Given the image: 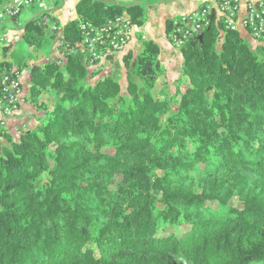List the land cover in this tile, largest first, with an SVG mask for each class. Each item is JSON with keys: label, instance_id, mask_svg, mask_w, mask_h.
<instances>
[{"label": "trees", "instance_id": "1", "mask_svg": "<svg viewBox=\"0 0 264 264\" xmlns=\"http://www.w3.org/2000/svg\"><path fill=\"white\" fill-rule=\"evenodd\" d=\"M124 12L146 19L140 3L79 0L51 34L48 11L20 27L35 50L59 33L58 53L29 68L34 125L0 127V264H264V37L213 12L179 47L173 92L154 94L152 40L122 55L124 85L68 52L81 21ZM10 45L0 76L25 66Z\"/></svg>", "mask_w": 264, "mask_h": 264}, {"label": "built area", "instance_id": "2", "mask_svg": "<svg viewBox=\"0 0 264 264\" xmlns=\"http://www.w3.org/2000/svg\"><path fill=\"white\" fill-rule=\"evenodd\" d=\"M33 6L45 7L44 0H8L0 6V21ZM213 12L220 16L227 30H245L256 41L264 37V0L244 4L239 0H215L171 18L167 32L171 44L179 48L200 33L209 25ZM79 31V42L69 47L68 52L79 54L90 65L105 63L110 56L127 50L134 37L141 34L139 26L133 24L125 12L103 25L81 21ZM141 38L145 39V35L141 34ZM24 95L19 72L0 76V113L3 117L12 116L19 110Z\"/></svg>", "mask_w": 264, "mask_h": 264}, {"label": "crops", "instance_id": "3", "mask_svg": "<svg viewBox=\"0 0 264 264\" xmlns=\"http://www.w3.org/2000/svg\"><path fill=\"white\" fill-rule=\"evenodd\" d=\"M79 0H44L45 7L33 6L23 9L16 17L15 22L9 19L0 21V30H6L8 32V38L6 44H12L16 41L19 36L22 37V30L20 27L28 20L37 16L42 11H48V15L45 16L46 23L48 26L58 23L62 25L76 17L75 5ZM123 4H134L140 3L145 8L146 19L143 24L139 26V30L146 35L147 40L156 42L160 48L159 60L163 69V72L159 78L158 83L154 86L157 87L158 92L160 90L171 91L172 82L179 76L181 55L178 51L174 50L165 34L166 22L171 18L187 13L200 8L202 5L214 2L215 0H117ZM241 4L248 1L255 0H239ZM1 6V5H0ZM50 25H49V24ZM240 32L252 42L251 35L245 31ZM16 33V34H15ZM15 34V36H14ZM5 40V38L0 37ZM139 41H133L132 47ZM130 45V46H131ZM137 46V45H136ZM2 48H0V58L3 57ZM8 59V58H7ZM34 109L33 107L24 100L19 110L12 116L3 117L0 113V124L3 127L9 129L18 128L21 124H26L28 121L34 120ZM31 119V120H30Z\"/></svg>", "mask_w": 264, "mask_h": 264}, {"label": "rangeland", "instance_id": "4", "mask_svg": "<svg viewBox=\"0 0 264 264\" xmlns=\"http://www.w3.org/2000/svg\"><path fill=\"white\" fill-rule=\"evenodd\" d=\"M47 1H51V0H46ZM44 21L46 22V18H43ZM51 23V26H48L47 29V33H52L53 31H55L54 29V24H52V21L49 22ZM48 23V24H49ZM50 25V24H49ZM167 32L165 30V34L167 36ZM16 34V33H15ZM14 34V36H15ZM141 34H144L143 32H141ZM141 34L136 35L133 39V41H139L140 43H136V45L134 47H132V45L125 51L117 53L115 55H112L105 63H103V65L100 67V72L102 73H109V74H113L115 75L120 81L121 83L124 85L126 80H125V67L123 65L122 62V55L124 53H126L128 50L133 51V54L136 53L137 49L140 47L142 40H146V35H145V39L141 38ZM59 33H56V36L51 40V43H47L42 49H37L35 50L33 48V46H28L27 42L21 37L19 36V38L16 41H13L12 44L10 45V50L8 52V57H10L11 55H17V54H23V58H24V63L25 66L22 68V70L20 71V77H21V81H22V86L24 88V94H26L27 92V87H28V79H29V68L31 65H33L34 63H43L46 60L50 59L51 57H56L57 56V44L59 39L58 38ZM8 36V32L6 30H0V37L5 38V40L0 39V48H2L5 44H6V40ZM168 38V36H167ZM252 40V42L254 43V38L251 36L250 37ZM169 40V38H168ZM132 41V43H133ZM169 43L171 45V47L180 52L179 48L174 47L170 40ZM11 56V57H12ZM16 66V65H15ZM97 75L94 73L93 78L91 81H94L96 79ZM174 90V83L172 82V88L170 92H173ZM154 94H158V88L156 87L154 90ZM31 120V119H30ZM35 123V120L33 121H28L26 124L28 126H33Z\"/></svg>", "mask_w": 264, "mask_h": 264}, {"label": "water", "instance_id": "5", "mask_svg": "<svg viewBox=\"0 0 264 264\" xmlns=\"http://www.w3.org/2000/svg\"><path fill=\"white\" fill-rule=\"evenodd\" d=\"M201 37H202V35H201V34H200V35H198V38H199V39H201Z\"/></svg>", "mask_w": 264, "mask_h": 264}]
</instances>
